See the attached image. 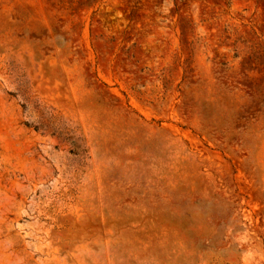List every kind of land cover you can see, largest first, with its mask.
Segmentation results:
<instances>
[{"label": "rangeland", "instance_id": "rangeland-1", "mask_svg": "<svg viewBox=\"0 0 264 264\" xmlns=\"http://www.w3.org/2000/svg\"><path fill=\"white\" fill-rule=\"evenodd\" d=\"M0 264H264V0H0Z\"/></svg>", "mask_w": 264, "mask_h": 264}]
</instances>
